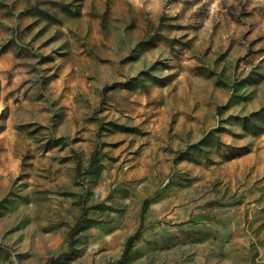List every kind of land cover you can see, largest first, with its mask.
Segmentation results:
<instances>
[{"label":"rangeland","instance_id":"1","mask_svg":"<svg viewBox=\"0 0 264 264\" xmlns=\"http://www.w3.org/2000/svg\"><path fill=\"white\" fill-rule=\"evenodd\" d=\"M0 264H264V0H0Z\"/></svg>","mask_w":264,"mask_h":264},{"label":"trees","instance_id":"2","mask_svg":"<svg viewBox=\"0 0 264 264\" xmlns=\"http://www.w3.org/2000/svg\"><path fill=\"white\" fill-rule=\"evenodd\" d=\"M135 235H133V236H131V237H129L128 239H127V242H126V249H128L130 246H131V244H132V242H133V240L135 239Z\"/></svg>","mask_w":264,"mask_h":264}]
</instances>
